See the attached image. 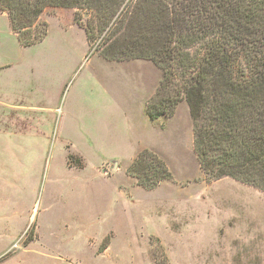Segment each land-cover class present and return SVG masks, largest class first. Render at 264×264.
<instances>
[{"label":"rangeland","instance_id":"374dc122","mask_svg":"<svg viewBox=\"0 0 264 264\" xmlns=\"http://www.w3.org/2000/svg\"><path fill=\"white\" fill-rule=\"evenodd\" d=\"M124 7L99 31L94 9L48 6V34L31 47L0 7V202L14 198L0 207V264H264V192L208 180L185 99L150 119L153 61L100 55L116 31L120 49ZM146 148L172 174L154 189L128 172Z\"/></svg>","mask_w":264,"mask_h":264},{"label":"trees","instance_id":"16d2710c","mask_svg":"<svg viewBox=\"0 0 264 264\" xmlns=\"http://www.w3.org/2000/svg\"><path fill=\"white\" fill-rule=\"evenodd\" d=\"M48 6L94 9L99 31L117 24L125 6L120 49L116 31L100 55L153 61L162 78L146 103L150 119L173 115L185 99L208 180L231 177L264 192V0H0L23 46L47 36L40 16ZM80 25L92 40L95 27ZM128 172L147 189L172 177L147 148Z\"/></svg>","mask_w":264,"mask_h":264},{"label":"crops","instance_id":"0c3cea01","mask_svg":"<svg viewBox=\"0 0 264 264\" xmlns=\"http://www.w3.org/2000/svg\"><path fill=\"white\" fill-rule=\"evenodd\" d=\"M9 21H10V19H9ZM10 25H11V22H10ZM78 26V25H77ZM11 28H12V26H11ZM80 28V27H79ZM82 29V28H81ZM84 30V29H83ZM12 31H13V29H12ZM14 32V31H13ZM15 33V32H14ZM16 34V33H15ZM85 34H86V32H85ZM87 35V34H86ZM16 36H17V34H16ZM87 37V36H86ZM17 38H18V36H17ZM46 38V37H45ZM44 38V39H45ZM18 41H19V39H18ZM43 41V40H42ZM41 41V42H42ZM87 41H89L88 40V37H87ZM19 43H20V41H19ZM38 43H40V42H38ZM38 43H36V44H38ZM21 44V43H20ZM36 44H34V45H36ZM34 45H32V46H34ZM88 45H89V43H88ZM21 46H23L22 44H21ZM23 47H31V46H23ZM105 60H107V61H110V62H118V61H115V60H108V59H106L105 58ZM120 62V61H119ZM147 98V97H146ZM47 147H48V145H47V141L45 142L44 141V144H43V152H42V156H43V160H42V163H41V165L39 166V169H38V171H37V174L36 175H34L33 176V179H32V181H33V183L31 182V184H30V186H31V189L33 190V192H34V194H35V198H33V202H32V205H31V209H34V204H35V202L37 203V200H38V198L36 199V197H37V194H38V192H39V185L41 184L40 182H41V180H42V177H43V172H44V168H45V156H46V153H48V151H47ZM68 148H69V146H68ZM68 153H71L70 151L68 152ZM82 157V156H81ZM73 168V167H72ZM13 200H14V198L12 197V198H10L9 199V197L8 196H6V199L3 201V202H0V207L1 208H4L5 206H2V205H4V204H11L12 202H13ZM14 211V210H13ZM12 211V212H13ZM4 214L5 213H1L0 212V218L1 219H3V216H4ZM27 220V219H26ZM1 225H3V223H0Z\"/></svg>","mask_w":264,"mask_h":264}]
</instances>
